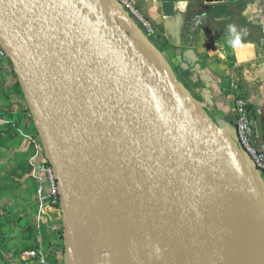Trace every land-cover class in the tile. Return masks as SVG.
<instances>
[{"label": "water", "instance_id": "water-1", "mask_svg": "<svg viewBox=\"0 0 264 264\" xmlns=\"http://www.w3.org/2000/svg\"><path fill=\"white\" fill-rule=\"evenodd\" d=\"M143 37L136 41L101 0H0V43L55 169L69 243L85 235L68 167L69 152L81 147L91 168L87 189L103 190L108 203L101 264H217L224 218L216 196L202 198L205 187L220 190L206 170L237 172L263 216L264 187L237 144L150 56ZM207 207L216 236L193 250Z\"/></svg>", "mask_w": 264, "mask_h": 264}, {"label": "crops", "instance_id": "crops-1", "mask_svg": "<svg viewBox=\"0 0 264 264\" xmlns=\"http://www.w3.org/2000/svg\"><path fill=\"white\" fill-rule=\"evenodd\" d=\"M123 19V24L136 41L143 33L126 10L115 0H101ZM148 16L158 31L149 43V54L164 73L193 100L212 122L235 143V100L248 101L254 116L256 145L264 152V0H251L243 12L246 23L258 27L261 37L248 35L243 47L232 48L230 34L198 29L195 36L182 32L188 18L198 17L204 9L228 3L209 0H131ZM186 7L181 11L180 5ZM214 21V14L210 16ZM229 17H221L216 22ZM264 187V177L261 180Z\"/></svg>", "mask_w": 264, "mask_h": 264}, {"label": "rangeland", "instance_id": "rangeland-1", "mask_svg": "<svg viewBox=\"0 0 264 264\" xmlns=\"http://www.w3.org/2000/svg\"><path fill=\"white\" fill-rule=\"evenodd\" d=\"M52 174L14 64L0 59V264H68L70 231Z\"/></svg>", "mask_w": 264, "mask_h": 264}, {"label": "bare ground", "instance_id": "bare-ground-1", "mask_svg": "<svg viewBox=\"0 0 264 264\" xmlns=\"http://www.w3.org/2000/svg\"><path fill=\"white\" fill-rule=\"evenodd\" d=\"M80 153L81 147L69 152L68 167L75 176L76 194L82 199L77 219L85 235L82 239H71L68 264H101L107 250L105 232L110 221L108 203L103 190L93 186L87 189L91 168L88 158ZM205 177L220 186L218 192L209 187L201 191L205 201L217 197L214 206L224 218L225 245L217 264H264V216L257 209V202L251 192L241 185L243 179L237 172L221 165L209 166ZM216 227L217 219L207 207L191 249H205L214 240Z\"/></svg>", "mask_w": 264, "mask_h": 264}, {"label": "built area", "instance_id": "built-area-1", "mask_svg": "<svg viewBox=\"0 0 264 264\" xmlns=\"http://www.w3.org/2000/svg\"><path fill=\"white\" fill-rule=\"evenodd\" d=\"M115 1L137 23L146 39L153 41L158 37V31L148 16L137 8L131 0ZM5 58H8V55L0 43V59ZM234 118L233 126L235 128L236 144L256 175L262 180L264 177V152L256 145L253 111L250 109L248 101L241 96L235 100ZM52 179L54 193L57 194L59 186L54 174H52ZM32 256H35V253H32Z\"/></svg>", "mask_w": 264, "mask_h": 264}, {"label": "trees", "instance_id": "trees-1", "mask_svg": "<svg viewBox=\"0 0 264 264\" xmlns=\"http://www.w3.org/2000/svg\"><path fill=\"white\" fill-rule=\"evenodd\" d=\"M251 3V0H229L228 3L204 9L202 13L196 18H188L182 32V41L187 35L191 37L195 36L198 29H204L211 32V28L214 27V31L222 34H230L228 32V26L233 25L242 36V42H245V37H261L262 31L251 24L246 23L243 12ZM214 14V21L210 19V16ZM205 17V20L196 24L195 21ZM221 17H229V19L216 22L215 20ZM245 32L247 33L245 35ZM29 103V102H28Z\"/></svg>", "mask_w": 264, "mask_h": 264}, {"label": "clouds", "instance_id": "clouds-1", "mask_svg": "<svg viewBox=\"0 0 264 264\" xmlns=\"http://www.w3.org/2000/svg\"><path fill=\"white\" fill-rule=\"evenodd\" d=\"M186 7V3L185 4H181L180 8L181 11L184 10V8ZM228 32L230 33V38L228 40L229 45L232 48H237V47H243L244 45L242 44V36L240 34V32L237 31L236 27L233 25H229L228 26ZM247 33L245 32V35Z\"/></svg>", "mask_w": 264, "mask_h": 264}]
</instances>
